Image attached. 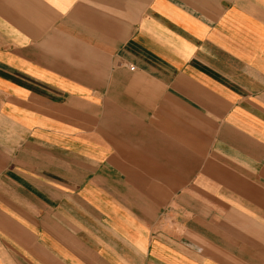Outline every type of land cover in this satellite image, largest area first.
<instances>
[{
  "label": "crops",
  "instance_id": "1",
  "mask_svg": "<svg viewBox=\"0 0 264 264\" xmlns=\"http://www.w3.org/2000/svg\"><path fill=\"white\" fill-rule=\"evenodd\" d=\"M0 264H264V0H0Z\"/></svg>",
  "mask_w": 264,
  "mask_h": 264
}]
</instances>
